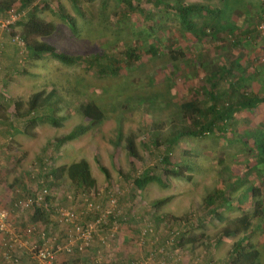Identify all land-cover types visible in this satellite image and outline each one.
<instances>
[{"label":"rangeland","instance_id":"1","mask_svg":"<svg viewBox=\"0 0 264 264\" xmlns=\"http://www.w3.org/2000/svg\"><path fill=\"white\" fill-rule=\"evenodd\" d=\"M14 1L13 7L19 8L21 0ZM130 1L149 10L152 20L146 22L141 16L125 11L118 0H31L28 7L55 26L50 36L38 40L51 44L58 53L87 59L102 53L101 62L106 54L115 59L120 52L134 51L135 58L119 55L123 62L117 65L116 74L103 64L98 68L79 62L64 64L48 54L34 59L28 49L22 58L17 57V46L9 37L6 40L5 34L1 35L5 52L0 82L7 108L0 114L7 120L0 119V170L4 173L0 174L4 179L0 188L5 189L19 175L31 173L40 162L48 161L50 166L59 167L86 160L96 189L85 201L105 208L111 200L115 204L111 226L105 222L102 235H94L89 246L79 253L80 259H87L85 264L108 263L116 258L123 261L121 264H127L128 260L155 253L154 245L151 250L143 248L137 229L143 223L156 228L157 213L151 208L155 201L167 196L171 200L159 209V214L177 217L196 214L197 218L199 215L205 218L199 226L188 229V235L199 238L194 248L186 245L175 249L174 255L180 260H169L166 264H203V243L215 238L233 219L252 216L257 208L255 201L259 200L263 215L252 218L249 240L260 253L259 264H264V164L259 162L257 153V142L264 140V0H170L169 6L159 5L155 0ZM177 1L210 6L220 9L221 14L210 15L212 18L195 15L191 33L171 8ZM56 5L72 20L71 24L60 17ZM211 22L219 32L215 38L195 37L196 32ZM20 30L15 29L17 33ZM223 67L231 73L225 76L227 90L218 95L216 107L225 113L227 104L248 99L245 106L231 105L225 120L219 121L212 132L201 136L183 135L173 148L171 162L186 163L187 174L191 175L189 181L171 177L165 184L154 181L137 191L132 184L133 168L143 171L158 165L159 155L166 153L164 145L169 138L171 121L180 117V100L187 98L191 89L190 95L197 96L204 108L212 105L213 99L208 93L215 94L216 90H212L210 81L223 75V69L220 70ZM99 69L105 72L100 74ZM230 85L236 93L230 90ZM38 91L54 102L55 113L62 116L58 126L43 119L48 113L46 110L29 117L15 113L11 102L24 104ZM87 103H94L103 111L99 124L90 126L91 122L80 114V107ZM37 117L38 124L32 135L25 134L28 123ZM182 124L194 130L198 128L190 121ZM78 126L90 127L72 140L57 143V138ZM128 135L134 136L141 157L134 165L124 148V138ZM154 139L160 142L159 148L154 149ZM100 166L108 171L109 180ZM249 186L258 190L246 197L242 193ZM227 187L228 202L218 209L217 216L203 214L206 195ZM53 192L55 203L63 208L68 206L64 197L74 196L67 178ZM80 201L77 198L75 206H69L78 214L85 212ZM86 215L87 218L80 217L81 224L99 217L97 212ZM50 217L57 231L51 222L41 224L31 239L34 244L42 238L48 243H62L73 234L71 225L60 223L55 213ZM28 224L23 221L19 226ZM114 224L117 230L111 239L115 245L103 246L102 240L109 235L106 231ZM238 237L226 238L218 244L213 260L225 258ZM69 256L72 255L59 254L53 264H63ZM155 258L160 257L155 254Z\"/></svg>","mask_w":264,"mask_h":264},{"label":"trees","instance_id":"2","mask_svg":"<svg viewBox=\"0 0 264 264\" xmlns=\"http://www.w3.org/2000/svg\"><path fill=\"white\" fill-rule=\"evenodd\" d=\"M119 3L122 5V7L125 9V11L131 13V14H137L141 16L146 22H150L153 18L152 13L145 9L143 5L140 4H134L130 0H118ZM159 5H166L170 3V0H155ZM14 0H0V14L4 15L5 12L12 8L14 5ZM31 4V0H21L19 4V8H16L17 11L25 12V15L23 18H21L15 25L11 26L9 28V34L7 35L9 38L13 35H19L21 39L25 42L24 51H22L19 47L16 48V56L17 57H23V53L26 52L28 49L29 54L32 55L34 59H39L42 54H48L52 55L55 58H57L59 61H61L64 64H73V63H84L85 65H89V67L96 66L97 68L102 65H106L109 72L116 74L118 72V64H122L123 58L120 56L125 57H132L135 58L137 55L134 53V51H127L118 53L119 55L113 59L110 55L106 54V57L99 61V58H101V54H96L92 58L87 59L83 58L81 56H73L68 54H61L58 53L56 48L52 46L49 43H46L44 41H39L38 38H46L50 36L55 31V26L43 20L36 12V10L29 11V5ZM262 6L264 7V2L262 3ZM177 14L178 18L182 21L183 26L185 29H187L189 32L193 33L192 31V25H193V17L195 15H208L209 18L212 17H218L221 14L220 9H214L210 6H204L202 4L197 3H185L181 1H177L175 4H172V7ZM56 11L62 17L63 19L67 20L72 23V20L67 16L64 15L62 10L56 5L55 6ZM223 13V12H222ZM212 17H211V16ZM16 28H20V32L17 33L15 31ZM209 30V31H207ZM195 37L198 36L199 38L203 37H211L215 38V35L217 36L219 32L217 31L215 23L211 22V24L205 28H202V30H199L196 32ZM2 54H3V45H2ZM20 51V53H19ZM22 52V53H21ZM134 53V55L132 54ZM25 57V56H24ZM1 60V71H0V81L1 76L3 73V67H2V56L0 58ZM102 68V66H101ZM222 74L219 75L220 78L216 79L215 81H210L212 90H216L215 94L208 93V97L213 99V104L208 107L204 108L205 106L201 104V100L197 96H191L190 90L187 94V98H183L179 102V112L180 117L174 118L171 121V129L169 138L165 141L166 144L164 145V152L165 154L159 155V162L157 166L151 167L149 169H145L143 171H138L136 168H133V172L135 174L132 184L134 188L137 191H142L145 189V187L154 182V181H160L161 183H166L168 178H184L187 181L190 180L191 175L187 174V166L186 163L184 164H174L171 162V152L173 151V148L178 144V142L181 140L183 135H197L201 136L203 134H207L209 132H212L214 127L216 126L219 121L225 120V113H227L233 105V106H245L248 99L246 100H240V101H233L230 104H227V112L222 113L220 110L221 108H217V98L218 95L221 94V92H225L227 90L225 85V76L226 74H230V70H225V68H221ZM103 69H99V73H103ZM105 72V71H104ZM214 72V71H213ZM210 78L208 77V80ZM1 86V82H0ZM230 87H232L230 85ZM2 89V87H1ZM233 93H236L235 87H232L230 89ZM239 92V91H238ZM4 91L2 90V94H0V111L6 110L7 104L5 105V97H4ZM264 98V97H263ZM10 103V102H9ZM11 104L15 108V113L19 117H26V116H33L36 112L46 110L48 113L44 114L43 119L45 121H49L53 124V126H58V121L62 119V116L57 115L55 113V104L51 101V98L48 97V95H44L43 91H38L29 98L27 102L24 104L22 103H14L11 102ZM217 104V105H216ZM22 113H20L21 110H23ZM80 114L87 120H89L90 126L99 124L103 117L104 113L103 111L94 103H87L80 107L79 109ZM0 119L7 120L4 118V114H0ZM2 120V121H3ZM182 121H190L192 125L197 126V129H192L188 127L187 125H183ZM38 124V117L32 118L31 121L28 123V127L25 128L26 133L28 135H32V132L34 128ZM179 124L182 125L179 126ZM87 127L78 126L74 128L70 133L67 135H64L62 137H59L56 139L58 144H62L68 140H72L76 138L79 134L84 132ZM149 128V127H148ZM257 153L259 156V162L261 164H264V140H260L257 142ZM124 148L128 156L132 159V163L134 165V162H140L141 157L138 152V148L135 143V138L133 135H128L124 138ZM154 149L159 148L161 146L160 142L157 141V139H154L153 143ZM22 158H25L24 155L21 156ZM53 158V157H52ZM54 159V158H53ZM18 161H21V158L18 159ZM48 162V161H47ZM39 163V167L36 166V168L28 174H24L23 176H18V178H15L14 181L7 185L4 189V195L0 196L1 204H3L1 207L6 209L12 220L15 222L14 225H17L19 227V232L21 235L25 234V230H27L29 225H36L39 226L43 223H49L52 224L55 228L54 231L56 232L58 227L55 224V221L49 220L51 219V215L54 214L55 209L60 207V204L55 203V195L53 194L54 188L60 184L62 179L67 178L71 184V191L74 196L72 198L68 199L64 197V202H66L69 207L70 205L75 206V202H77L80 199L82 206L85 209V212H80V217H86V214L90 215H96L95 210L91 208V211H87V203L85 202V198L89 196L90 192L92 190L96 189V181L93 178L89 164L86 160L82 159L76 162H73L69 165L59 166V167H52L49 163ZM7 163V162H6ZM10 162H8L9 164ZM101 172L104 174L105 178L109 180V173L106 170L105 167L100 166L99 167ZM3 172V170H0ZM2 175H0V184H4V179L1 178ZM231 185L229 184V187ZM217 188L206 195V197L203 199L202 204V212L203 214H208V216H217L218 209H221L222 206L228 202V197L226 196L227 189L229 188ZM43 189L48 190V195L45 196V203L48 204V207L50 209V212L43 210V208L37 206L36 204H33L31 208L25 209V210H19L14 207V203L16 201H22L25 200L28 197H33ZM256 189L253 186H249L244 190L242 194L248 196V194L256 193ZM3 199V200H2ZM171 197L167 196L165 198L159 199L153 203L152 210L156 214V222L155 227L153 228L150 225L143 223L138 229L137 233L139 234V240L143 244V248H148L151 250V245H154V249L162 248L163 249V255H158L164 258L166 262L169 260H175L177 258L176 255H174L175 249H182L186 245H190L191 248H194V244H196L199 241V238L197 239L196 236H190L188 235V229H192L193 226H199V222H202L204 215H199V218H197L196 214H188L184 216H164L162 214H159V209H161L163 206H165L168 202H170ZM89 203H92L89 201ZM88 203V204H89ZM255 204L257 208L255 207V211L252 213V216L243 215L239 218H235L229 223H227L221 230L218 235H216L215 238H213L209 242H204L203 245L205 247V259L202 261L203 264H259V257L260 253L257 250L256 246L251 243L249 240L250 235V229H251V220L252 218H259L262 214V208L261 202L259 200L255 201ZM100 206V205H99ZM101 207V206H100ZM105 207H101V209H104ZM76 212V209H74ZM77 213V212H76ZM78 214V213H77ZM100 212H98V215ZM196 216V217H195ZM113 219V214L108 217V220L106 223H108L109 226H111L110 220ZM219 219V218H218ZM220 221H223V218L220 217ZM28 222L29 224L25 227H20V223ZM105 223V224H106ZM104 224V225H105ZM163 225L162 227H159V225ZM20 225V226H19ZM101 229V230H100ZM103 225L98 228V231L94 234L95 236L100 235L103 232ZM146 231L145 235H142L143 231ZM107 233V231H106ZM105 233V234H106ZM35 234V233H34ZM33 234V235H34ZM104 234V235H105ZM102 235V234H101ZM239 236L238 239L232 243L230 249L226 253V257L223 259H217L213 260L212 254L214 253L216 247L218 244L225 240L226 238H233ZM173 237L171 242H168V238ZM93 239V238H92ZM46 240L42 238L37 244L41 245ZM107 243L110 245L114 244V240H108ZM102 246V245H101ZM104 246V245H103ZM112 246V247H113ZM147 253L146 249H144ZM154 250V251H155ZM149 252V251H148ZM12 256L14 258L20 259L22 262H28V255L26 252L23 254L14 253L11 252ZM79 252L77 247L72 249V252H62L60 254H66L68 256L71 254L72 256L67 257L65 260H63V264H85L87 262V259H80ZM78 254V255H77ZM77 255V256H76ZM24 256L27 258L23 260ZM180 260V259H179ZM2 261V260H1ZM0 261V262H1ZM123 261H119L117 258L114 261H111L108 263L105 261L102 264H121ZM131 260L127 261V264H129ZM166 264V263H165Z\"/></svg>","mask_w":264,"mask_h":264},{"label":"built area","instance_id":"3","mask_svg":"<svg viewBox=\"0 0 264 264\" xmlns=\"http://www.w3.org/2000/svg\"><path fill=\"white\" fill-rule=\"evenodd\" d=\"M25 12H19L16 8L12 7L8 9L4 15L0 14V58L2 56V38L1 35L9 34V28L17 21H19ZM10 41L19 47L22 51H24L25 42L21 39L19 35L10 36ZM0 71H1V60H0ZM0 94H2V89L0 86ZM48 195V190L43 189L33 197H28L22 201H16L14 203V207L19 210L30 209L33 204L43 208V210L50 212L48 204L45 203V196ZM86 199H88L86 197ZM87 203V211H91L93 208L95 212H100L99 217H96L93 221L87 224L80 223V216L75 212L72 207H59L55 209V214L58 217V221L62 224L71 225L73 228V234L69 239L62 243H48L44 242L41 245L34 244L31 240L33 238V234L36 232L38 226L29 225L27 230H25V234L21 235L19 232V227L14 225V221L3 207L0 206V255H2V261L0 264H53L56 257L62 253L72 252V249L77 247L78 251L82 252L86 249L96 231H99L98 228L105 224V219L113 214V206L115 204V200H111L108 207L101 209L100 206H95L93 203H89V201H85ZM89 203V204H88ZM117 230V226L114 224L110 230H108L106 237L102 240L103 245H107L108 240H112L111 238L115 236ZM146 231L144 230L142 235H145ZM173 237L168 238V242L170 243ZM11 252H16L19 254H23L24 252L28 255V262H22L18 258H14ZM156 255H163V249H156L155 253L151 252L149 255L143 259L133 260L129 262V264H165L166 261L163 257L158 256L160 258L156 259ZM179 257L175 259L178 261Z\"/></svg>","mask_w":264,"mask_h":264},{"label":"crops","instance_id":"4","mask_svg":"<svg viewBox=\"0 0 264 264\" xmlns=\"http://www.w3.org/2000/svg\"><path fill=\"white\" fill-rule=\"evenodd\" d=\"M5 39L7 40L8 39V36L7 35H5ZM4 52H5V49H4ZM3 52V53H4ZM1 78H2V76H1ZM0 129H2V128H0ZM3 172L2 171H0V174H2ZM4 174V173H3ZM19 176H21V175H19ZM4 178H5V176H4ZM4 189H2V188H0V191L2 192H0V196H2V195H4L3 193H4V191H3ZM3 197V196H2ZM3 200V199H2ZM0 201H1V199H0ZM2 202V201H1ZM3 204H1L0 203V206H2ZM145 211H147V210H145ZM136 215H139V213H137ZM154 222H156V221H154ZM25 259H27L25 256H24V258H23V260H25ZM2 260V255H0V261Z\"/></svg>","mask_w":264,"mask_h":264}]
</instances>
